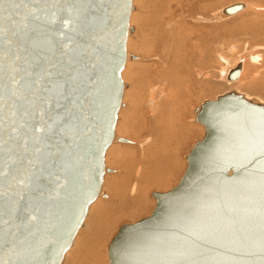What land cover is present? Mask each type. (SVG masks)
Instances as JSON below:
<instances>
[{"label": "water", "instance_id": "1", "mask_svg": "<svg viewBox=\"0 0 264 264\" xmlns=\"http://www.w3.org/2000/svg\"><path fill=\"white\" fill-rule=\"evenodd\" d=\"M29 7L48 9L49 18L55 12L45 30L53 43L79 49L86 79L76 93V116L59 143L50 142L46 162L32 166L31 154L22 163L5 155L0 205L13 235L0 248V261L60 264L101 186L123 91L131 0ZM239 71L238 65L228 77ZM196 118L205 133L187 154L179 182L153 192L156 204L147 216L120 225L108 264H264V103L232 89L205 100ZM26 176L27 187L18 183Z\"/></svg>", "mask_w": 264, "mask_h": 264}, {"label": "rangeland", "instance_id": "2", "mask_svg": "<svg viewBox=\"0 0 264 264\" xmlns=\"http://www.w3.org/2000/svg\"><path fill=\"white\" fill-rule=\"evenodd\" d=\"M166 1L167 0H132V9L129 17V29L131 31L127 35L129 38L127 37L126 40V52L134 56L133 61L138 65H133V68L130 69H127L128 67L125 65V67H123L121 70V78L124 85L126 84V86L123 91L121 105L117 113L114 127V132L117 139L112 143L115 145V148L112 149L108 146L104 154V164L106 171L104 173L101 186L102 194L97 196L96 199L89 204L87 214L84 217L85 221L84 223L82 221L81 225H79L83 234L75 233L72 241L74 244H71V246L66 250L63 260L60 264H108L109 258L107 247L119 229L120 225L123 223H132L147 216L156 203V200L151 195V193L153 191L164 192L168 189H171L179 182L187 166L186 155L189 153L194 143L201 139L205 133L204 126L196 121V113L199 111L201 104L205 100L214 99L218 95L233 89L239 93H242L245 97L253 101L264 103V99L262 98V95H264V86H262V84H264V26L259 25V23H255L253 25L251 23V21L256 19L260 20V18L264 20V0H239L241 3L248 5H245V8L241 10L239 14L237 13L232 16H227L224 19L214 18L213 20L212 18L214 15L212 13L225 4H221L219 6L216 5L204 14L196 13L194 15L192 14L190 17H183V19L180 20V24H182L180 29L183 32L187 31V26L189 25L191 28L193 26L198 28H212L211 30L214 36H212L211 40L209 39V43L205 40L204 44L201 46H205V48L209 46V52H212L214 55L212 56V53L210 54L208 52L209 54L206 56H211V62H213V64L209 60L210 67L204 71H199L195 76L196 80L201 82L198 84L199 86H202L205 83L210 86L211 89L207 85H204V87H206V89L209 91H206V89L199 90V93L196 94V96H194L191 101L184 104L186 106L188 104L189 109L184 116L183 126L179 128L181 130L180 137L171 138L170 136L168 140L167 135H162L161 137L159 133L156 134L157 131L152 132L151 134H145V131H140L145 126H151L155 118L156 120H160L158 115L164 110V103L162 100L163 94L162 96L160 95L157 100H154L150 99L147 93L151 87H156L155 89H159V91L162 93L163 91L168 92V89H165L162 84H160L158 81H155L153 77L156 76V79L162 78L160 75H158L161 71V68L163 67L164 69H167L168 71H165L168 72V76H171L167 77L168 87L172 85V89L173 86H177L174 85V81H180L185 77V58L182 57V54L178 59V62L182 63V65L177 68L178 70L175 69L177 66L171 67L169 65L171 58L165 57L167 56V53L173 50V46L171 44L165 49H160L165 55H163L164 63H161L160 60L153 57L154 55L152 54L150 56H144L145 54H150V50L152 51L154 48L153 46L156 44V37H158L157 33L161 32L166 42L168 41V36L173 33L171 28H169V30L165 27V24L163 27H160L161 25L158 24L159 22L157 20L161 7L164 6ZM177 1L181 3V7L184 6L183 8H185L184 2L187 0ZM199 1L201 3H211V5L212 3L214 4L216 2V0ZM230 1L233 2L236 0ZM231 2H229V0L227 1V3ZM175 6L176 5L173 4V9L176 8ZM260 7L262 10H260ZM180 12L181 11L179 10L177 11V13ZM190 12H193V9ZM196 17L197 19L198 17H201V20L204 19L205 21H201L200 19L195 20ZM240 22H248L247 24H251L250 26L255 27L256 29L253 28V30L255 29L256 31L253 32L255 35L252 36L253 34H250L251 31L245 34L230 31L234 28L235 24H239ZM221 24L225 25L221 27L219 26ZM225 28L227 31H224ZM165 30L168 32L164 33L166 32ZM228 30L230 32H228ZM152 40H154L155 44H153ZM159 41L160 40H158V42ZM142 46H144V50ZM233 49L234 51H232ZM249 50L253 51L252 53L258 55V58L254 61L246 62L244 72L245 74L243 73V77H241L242 79L232 82L223 80L220 72L222 71V68L227 65L234 64L240 53ZM207 60L208 59L205 58L203 61ZM141 63L143 65H141ZM158 64L160 65V68L154 69L153 67L156 65L158 66ZM182 71L183 75L181 74ZM147 72L149 74H147ZM173 75L178 76V78L174 77L176 79L175 80L172 78ZM147 87H149V89ZM179 87V84L178 89L174 87L177 90L176 92H178V99L181 95H183V97L185 96L182 88ZM132 93L134 95H132ZM152 101L156 102L150 103ZM167 117L168 114L165 115L164 119L166 120ZM161 125L163 126L164 123L161 122ZM187 129L189 131H187ZM171 135L175 136L173 133H171ZM119 138L125 139L127 141L121 142L119 141ZM166 140L170 144H168ZM174 140H176L177 144L174 142ZM178 140H180L179 143ZM154 143L161 146L159 153L162 150V153L164 152V154L158 153L155 155L154 153L153 155L150 150H147L146 147ZM162 144L165 145V147ZM165 152L169 153L167 154ZM164 157L168 158L164 159ZM155 165H157V167H155ZM139 172H141V174ZM139 174L141 177H143V174L145 175V177H143L144 179L140 177L142 181L139 178ZM137 185L140 186V188H138L139 190L136 189ZM127 197L134 198V200L130 203L131 205L125 204ZM99 201H102L103 203L99 204ZM118 206L123 207V214H127L123 215L120 212L122 215L119 213L118 218L110 219L109 217L111 216H108L109 213L106 210L114 208L115 211H117L119 209ZM106 218L107 220H105ZM102 220L106 222L104 227H101Z\"/></svg>", "mask_w": 264, "mask_h": 264}, {"label": "snow or ice", "instance_id": "3", "mask_svg": "<svg viewBox=\"0 0 264 264\" xmlns=\"http://www.w3.org/2000/svg\"><path fill=\"white\" fill-rule=\"evenodd\" d=\"M34 2L60 0H0V181L7 175L6 154L21 163L31 154L32 166L46 162L50 142L58 144L57 138L66 134V121L76 116V93L86 79L87 65L79 49L53 43L45 30V24L55 22V12L49 18L48 9L29 7ZM81 16L86 22L87 15ZM28 179L18 183L27 187ZM10 223L0 205V248L13 235L5 227Z\"/></svg>", "mask_w": 264, "mask_h": 264}, {"label": "bare ground", "instance_id": "4", "mask_svg": "<svg viewBox=\"0 0 264 264\" xmlns=\"http://www.w3.org/2000/svg\"><path fill=\"white\" fill-rule=\"evenodd\" d=\"M227 1L228 0H218V2H217V0H216V2L213 4L212 3V5H211V3H206V2H203V3H201L199 0L197 1V0H195V1H191V0H187L186 2H184L185 3V8H183V7H181L180 6V2H178L177 0H167L166 2H165V4H164V6L163 7H161V10H160V12H159V15H158V18H157V20H158V24H160L161 26L160 27H163V25L165 24V27L167 28V29H169V28H171L172 30V34L171 35H169L168 36V41L170 42H166V40L164 39V37H163V35L161 34V32H159V33H157L158 34V37H156L157 39H156V44L154 43V40H152V42H153V44H155V46H153L154 48L152 49V51L150 50V54H145L144 56H150L151 54L152 55H154L153 57H155V58H157L158 60H160V62L161 63H164V61H163V52H162V50H160V49H162V48H166V47H168L170 44L173 46V50L171 51V52H169V53H167V56H165V57H170L171 58V62L169 63V65L171 66V67H176L175 69H177L178 67H180L181 65H182V63H179L178 62V59H179V56L182 54V57L183 58H185V62H184V66H185V68H184V70H185V77L182 79V80H180V81H174V85H177V86H173V89H172V85L171 86H169L168 87V80H167V77H171V76H168V72H166L165 70H167V69H164L163 67L161 68V71L159 72V74L158 75H160V77H162V78H157L156 79V76H154L153 78L155 79V81H158L160 84H162L163 85V87L165 88V89H168V92H166V91H163V93L162 92H160L159 91V89L157 90V89H155V88H153V87H151V89H149V87H147L149 90L147 91V89H146V91H147V93H148V95H149V97H150V99H154V100H157L158 99V97L161 95L162 96V94H163V98H162V100H163V107H164V110H163V112H161V113H159V115H158V118H160V120H156V118H155V120L153 121V124L151 125V126H145L144 128H142L140 131H142V132H144L145 131V134H151L152 132H156V134L157 133H159L160 134V136L162 137V135H167L168 137V140H169V138H170V136H171V138H176V137H180L181 136V130L179 129L181 126H183V119H184V116L186 115V113H187V111H188V109H189V105L187 104V106L186 105H184V104H186V102L188 103L189 101H191V99L194 97V96H196V94H198L199 92V90H205L206 89V87H204V85H207V84H203L202 86H199L198 84L199 83H201V82H198L197 80H196V78H195V76H196V74L199 72V71H204V70H206V69H208L210 66V64H209V60H210V62L212 61L211 60V56L209 55V56H206L207 54H209L210 52H209V46H207L206 48H205V46H201V45H203L204 44V41L206 40V42H208L209 43V41L211 40V38H212V36H214V34L212 33V28H198V27H189V26H187V31L185 32H183L181 29H180V26L182 25V24H180L181 22H180V20H182L183 19V17L185 18V17H190V16H192V14L194 15V14H196V13H206L207 11H209L210 9H212L213 7H215L216 5L217 6H219V5H221V4H225L224 6H221V7H219L216 11H214L212 14L214 15V17L212 18L213 20H214V18H222V19H224V18H226L227 16H232V15H235V14H239V12L241 11V10H243L244 8H245V5L246 4H244V3H241L239 0H236V1H233V2H231L230 0H229V2H231V3H227ZM236 3H240V4H242V6H241V8L237 11V12H235V13H233V14H226V13H224V8L225 7H227V6H229V5H232V4H236ZM173 4H175L176 6V8H174L173 9ZM246 6H248V5H246ZM250 6H251V4H250ZM131 9H132V0H131ZM193 9V12H190L191 10ZM257 9V8H256ZM181 11L180 13H177V11ZM260 10H262V8L260 7ZM184 11H186V12H184ZM130 13H131V10H130ZM264 15V14H263ZM218 16V17H217ZM256 16V15H255ZM129 17H130V15H129ZM210 17V16H209ZM240 17V16H239ZM258 17V16H257ZM256 17V18H257ZM259 17H261V16H259ZM256 18H254V19H256ZM198 19H200L201 20V17H198ZM197 19V17H196V19L195 20H198ZM194 20V19H193ZM199 20V21H200ZM204 20V19H203ZM203 20H201V21H203ZM253 20V19H252ZM205 21V20H204ZM209 21H210V19H209ZM221 22V21H220ZM194 23H195V21H194ZM194 23H193V25H194ZM199 23V22H198ZM248 22H240L239 24L237 23V24H235V26H234V28L232 29V30H230V31H233V32H235V33H243V34H245V33H248L249 31H251V35L252 36H254L255 35V33H253V32H256L255 31V27H252V26H250L251 24H247ZM251 23H252V25L253 24H255V23H259V25H261V26H264V20H262L261 18H260V20H253V21H251ZM128 24H129V20H128ZM155 24V23H154ZM256 24V25H257ZM175 25V26H174ZM225 24H221V25H219V26H224ZM249 25V26H248ZM259 25H258V27H259ZM159 26V25H158ZM192 26V25H191ZM175 27V28H174ZM185 27V26H184ZM226 27V26H225ZM228 27V26H227ZM229 28V27H228ZM253 28H255L254 30H253ZM264 28V27H263ZM162 29V28H161ZM176 29V30H175ZM241 29V30H240ZM164 30V29H163ZM170 30V29H169ZM227 31V29L225 28L224 29V31ZM263 30V29H262ZM131 30L129 29V26H128V31H127V35L129 34V32H130ZM157 31H158V29H157ZM166 32H164V33H167L168 31L167 30H165ZM229 30H228V32H230ZM261 31V30H260ZM249 34V35H250ZM128 37V36H127ZM129 38V37H128ZM153 38V37H152ZM210 39V40H209ZM249 39V38H248ZM126 40H127V38H126ZM158 40H160L159 42H158ZM249 41V40H248ZM251 41V40H250ZM127 42V41H126ZM195 42H199V43H195ZM131 43V42H130ZM150 43V42H149ZM151 44V43H150ZM264 44V43H263ZM210 45V44H209ZM127 46H128V44H127ZM141 46V45H140ZM144 46H142V48H143ZM152 47V46H151ZM150 47V48H151ZM185 47V48H184ZM201 47H203V48H201ZM141 48V47H140ZM183 48H184V50H183ZM163 49V50H164ZM137 50H138V48H137ZM143 50H144V48H143ZM182 50H183V52H182ZM229 50V49H228ZM232 51H234V49L232 50ZM250 51V52H249ZM249 51H244V52H242V53H240L239 55H238V58H237V60L235 61V63L234 64H232V65H227V66H225L224 68H222V71H220L221 72V77H222V79L223 80H226V81H228V82H232V81H236V80H240V79H242L241 77H243L242 75H243V73L245 72V64H246V62H248V61H254V60H256L257 58H258V55H256V54H254V53H252L253 51H251V50H249ZM139 52H140V50H139ZM152 52V53H151ZM209 52V53H208ZM144 53H146V52H144ZM156 53H157V55H156ZM212 53V52H211ZM210 53V54H211ZM142 54V53H141ZM212 56L214 55L213 53L211 54ZM133 58H134V56L133 55H131L130 53H127L126 52V58H125V63H124V65H123V67H125V65H126V67H128L127 69H130V68H133V65L135 66H137L138 64H136V62H134L133 61ZM205 58H207L208 60L207 61H203V60H205ZM220 59V58H219ZM222 59V58H221ZM132 60V61H131ZM229 60V59H228ZM183 61V60H182ZM222 61H224V60H222ZM257 62V61H256ZM140 63V62H139ZM145 63V62H144ZM147 63V62H146ZM212 64H213V62H211ZM227 63V62H226ZM229 63V62H228ZM225 64V63H224ZM258 64V63H257ZM141 65H143L142 63H141ZM226 65V64H225ZM240 66V71H239V75H238V77L236 78V79H231V78H229L228 77V74L230 73H232L233 71H235L236 70V67L237 66ZM255 65H256V63H255ZM259 65V64H258ZM257 65V66H258ZM147 66V65H146ZM152 66H155V65H152ZM160 65L158 64V66L156 65L155 67H153L154 69L155 68H160L159 67ZM215 66V65H214ZM143 67V66H142ZM145 67V66H144ZM150 67H151V65H150ZM149 67V68H150ZM140 68V67H139ZM146 68V67H145ZM144 68V69H145ZM152 68V67H151ZM153 68H152V70H153ZM126 69V70H127ZM164 70V71H163ZM178 70V69H177ZM124 71V70H123ZM148 71V70H147ZM168 71V70H167ZM181 71V70H180ZM209 71H212V70H209ZM207 72H208V70H207ZM177 73V72H176ZM147 74H149L148 72H147ZM182 75H183V71H182V73H181ZM245 74V73H244ZM157 75V76H158ZM256 75V74H255ZM198 76V75H197ZM208 76V75H207ZM174 77H177L178 78V76H176V75H173V77L172 78H174ZM183 77V76H182ZM151 78V77H150ZM175 79V78H174ZM176 80V79H175ZM224 82V81H223ZM261 82V81H260ZM262 83V82H261ZM178 84L180 85V87L182 88V91L185 93V96L183 97V95H181L180 97H179V99H178V92H176L177 90H176V88L178 89ZM125 86H126V84L124 85V83H123V91H124V89H125ZM208 86V85H207ZM262 86H264V84H262ZM261 86V87H262ZM174 87H176V88H174ZM179 87V88H180ZM209 88H210V86H208ZM243 87V86H242ZM175 89V90H174ZM211 89V88H210ZM137 90V89H136ZM123 91H122V96H123ZM206 91H209V90H207L206 89ZM165 94V95H164ZM176 94V95H175ZM132 95H134L133 93H132ZM147 96V95H146ZM263 97V99H264V95H262ZM195 98H197V97H195ZM121 100H122V97H121ZM135 100V99H134ZM148 102H149V100H148ZM154 102H156V101H152V102H150V103H154ZM158 102V101H157ZM120 105H121V103H120ZM120 105H119V108H120ZM119 108H118V110H119ZM196 110V109H195ZM117 113H118V111H117ZM168 114V117H167V119L165 120L164 119V117H165V115H167ZM194 115V114H193ZM196 116H197V113H196ZM196 121L197 122H199L198 120H197V118H196ZM161 122L162 123H164V125L162 126L161 125ZM189 123V122H188ZM200 123V122H199ZM201 125H203L202 123H200ZM161 126H162V128H161ZM115 127V126H114ZM189 127V126H188ZM158 128V129H157ZM178 129H179V131H178ZM187 131H189L188 129H187ZM186 131V132H187ZM138 133V132H137ZM171 133H173L175 136H173V135H171ZM186 137V136H185ZM166 138V137H165ZM116 135H115V132H114V134H113V138H112V140H111V143L112 142H114V141H116ZM178 139H180V138H178ZM182 139H184V138H182ZM119 141H121V142H126L127 140H125V139H120ZM167 141V140H166ZM168 142V141H167ZM174 142H176V140H174ZM173 142V143H174ZM180 142V140H178V143ZM183 142V141H182ZM110 143V145H109V147L110 148H112V149H114L115 148V145L112 143L111 144ZM168 144H170L169 142H168ZM176 144H177V142H176ZM163 145V144H162ZM164 147H165V145H163ZM167 147H169V146H167ZM147 148V150L149 151H151V153L154 155V153H155V155L156 154H158L159 153V150L161 149V146H159V145H157V144H151V145H149V146H147L146 147ZM165 149V148H164ZM160 153H162V150H161V152ZM159 153V154H160ZM165 153H167V152H165ZM169 153V152H168ZM167 153V154H168ZM151 154V155H152ZM162 154H164V152L162 153ZM162 154H161V156H162ZM150 155V156H151ZM158 156V155H157ZM163 156H165V155H163ZM167 156V155H166ZM152 158V157H151ZM159 158H160V155H159ZM168 158V157H167ZM167 158H165L164 157V159H167ZM163 159V158H162ZM163 159V160H164ZM186 159H187V155H186ZM159 160V159H158ZM151 161H153V160H151ZM160 161H162V160H160ZM170 161V160H169ZM155 162H156V159H155ZM158 162V161H157ZM160 163V162H159ZM159 163H158V165H159ZM164 163V162H163ZM150 164V163H149ZM148 164V165H149ZM169 165V164H168ZM138 166V165H137ZM151 166V165H150ZM147 167V166H146ZM152 167H153V165H152ZM155 167H157V165H155ZM138 169H139V167H138ZM144 169V168H143ZM154 169V168H153ZM140 170V169H139ZM105 171H106V168H105V164H104V173H105ZM110 171V170H109ZM152 171V170H151ZM149 172V171H148ZM140 174H141V172H139ZM151 173V172H150ZM138 174V173H137ZM136 174V175H137ZM140 174H139V178L141 177L140 176ZM103 176H104V174H103ZM138 177V176H137ZM143 177H145V175L143 174ZM143 177H141V178H143ZM141 178H140V180H141ZM144 179V178H143ZM102 181H103V177H102ZM142 181V180H141ZM147 181V180H146ZM137 182V181H136ZM139 182V181H138ZM143 183V182H142ZM154 183V182H153ZM139 185V184H138ZM137 185V187H136V189H138V188H140V186H138ZM101 186H102V182H101ZM101 186H100V188H99V190H98V193H97V195H96V197L97 196H99V195H101L102 194V191H101ZM130 187V186H129ZM133 189V188H132ZM139 190V189H138ZM142 190V189H141ZM137 191V190H136ZM145 191V190H144ZM139 192V191H138ZM138 192H136V193H138ZM153 192H156V191H153ZM153 192L151 193V195L155 198V196H154V194H153ZM96 197H95V199H96ZM135 197V196H134ZM94 199V200H95ZM125 199V198H124ZM123 200V199H122ZM134 200V198L133 197H130V198H126V202H125V204L126 205H131L130 203L132 202ZM155 200H156V198H155ZM99 204H102L103 202L102 201H99L98 202ZM156 204V203H155ZM89 207V206H88ZM119 207V209L117 210V211H115V209L114 208H112V209H108V210H106L109 214H108V216H111V217H109L110 219H113V218H118V214L121 212L122 213V208L123 207H121V206H118ZM117 207V208H118ZM87 211H88V208H87ZM87 211H86V214H87ZM115 211V212H114ZM94 212H96V211H94ZM124 212V211H123ZM120 213V214H121ZM95 214H97V213H95ZM95 214H93L94 216H96ZM123 214V213H122ZM121 214V215H122ZM124 214H127V213H124ZM123 214V215H124ZM86 216V215H85ZM84 216V217H85ZM106 216H107V214H106ZM84 217H83V219H82V221H83V223H84ZM96 219V218H95ZM105 220H107V218L105 219ZM81 221V222H82ZM109 221V220H108ZM102 223H101V227L103 226H105V224H106V222L104 221V220H102L101 221ZM99 224V223H98ZM81 225V224H80ZM97 227H98V225H97ZM100 227V228H101ZM94 228V227H93ZM82 230L80 229V226L77 228V230H76V232L75 233H79V234H83V232H81ZM118 231V230H117ZM117 233V232H116ZM75 236V235H74ZM81 236V235H80ZM74 238V237H73ZM112 240V239H111ZM72 241H73V239H72ZM72 241H71V244L73 245L74 243H72ZM71 244H70V246H71ZM109 245V244H108ZM69 246V247H70ZM68 247V248H69ZM107 253H108V247H107ZM64 256V255H63ZM109 258V257H108ZM62 260H63V258H62ZM62 262V261H61Z\"/></svg>", "mask_w": 264, "mask_h": 264}]
</instances>
